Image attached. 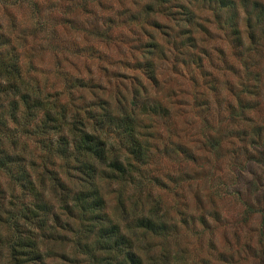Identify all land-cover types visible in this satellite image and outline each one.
<instances>
[{
    "label": "rangeland",
    "instance_id": "374dc122",
    "mask_svg": "<svg viewBox=\"0 0 264 264\" xmlns=\"http://www.w3.org/2000/svg\"><path fill=\"white\" fill-rule=\"evenodd\" d=\"M32 1L0 0V32L18 45L26 79L46 94L62 91V103L69 77L84 79L87 88L72 99L86 106L99 96L115 109L139 101L137 134L149 140L145 172L101 181L106 210L115 212L121 198L131 220L141 206L148 213L158 203L159 215L177 224L172 234L183 239L185 264H264V0H183L184 8L169 11L159 9L162 0H89V11L74 4L80 0ZM1 96V108L10 112ZM240 112L243 121L233 116ZM98 126L111 141L125 135L119 124ZM18 136L17 149L5 146L22 152L35 177L63 171L69 184H80L62 161L46 159L41 136ZM128 145L129 151L118 144L122 154L132 151ZM11 179L0 170L4 218L25 192ZM47 189L59 194L51 182ZM67 212H60L64 228L55 226L70 237ZM0 232L7 234V226L0 224ZM139 233L141 245L165 242ZM45 244L56 255L49 263L85 264L71 240ZM0 252V264H10L7 246L0 244Z\"/></svg>",
    "mask_w": 264,
    "mask_h": 264
},
{
    "label": "trees",
    "instance_id": "16d2710c",
    "mask_svg": "<svg viewBox=\"0 0 264 264\" xmlns=\"http://www.w3.org/2000/svg\"><path fill=\"white\" fill-rule=\"evenodd\" d=\"M181 1L183 0H162L159 9L169 11L176 5L184 8L185 4ZM88 3L89 0H80L74 4L84 6L89 11ZM185 17L186 22L192 23L188 11ZM98 31L96 29L94 33ZM16 45L9 35L0 32V82H6V85H0V98H3L1 93L6 95L11 106L10 112H7L1 108L0 101V170L7 171L15 185L25 188L20 198L21 205L19 203L13 207L16 203L14 201L11 204L13 210L7 218L0 214V224L6 225L8 229L7 234L0 232V244L6 245L9 251L8 263L51 264L47 260L48 256L56 255L50 249H43L42 245H46L45 242L49 240H57L56 245L71 240L73 246L83 253L85 264H185L179 247L183 239L179 234H172L177 224L168 220L167 213L159 215L158 203L148 213L143 211L144 205L141 206V212L134 211L133 218L129 220V209L121 198L115 212L110 213L106 210L107 200L101 194V181L124 177L133 180L135 173L145 172L142 167L148 155L149 140L137 134L139 129L134 112L139 101L133 97L130 108L115 109L108 100L99 96L98 102H93L92 105L89 102L86 106L85 102H75L72 99L74 92L83 91V86L87 88L84 79L69 77L65 90L69 99L62 103V91L57 96L46 94L45 87L33 85L29 78L23 76L20 50ZM89 89L92 90V87ZM243 112L234 114V118L243 121ZM22 117L24 121L21 120ZM97 122L100 126L102 123L119 124L125 132L124 137L117 139V142L109 140L98 132ZM10 124H14V127ZM262 128L263 126L258 125L256 129L261 131ZM31 131L41 136L46 159L62 161L67 175L74 170L79 176L80 184H72L71 181L69 184L63 171L49 170V176L43 173L41 177H35L34 172H30L25 166L26 159L21 156L22 152L19 155L15 151L16 156L8 152L5 144L17 149L20 139L18 134L29 135ZM65 131L69 133H64ZM56 137L58 140L55 141ZM129 143H133L132 151L122 154L118 144L129 151ZM13 162L17 163V169L11 167ZM49 182L58 190L59 194H54L56 198L48 193ZM29 195L32 198H28ZM61 211H68L70 221L67 226L73 236L57 232L56 226L63 219ZM139 232L145 236H161L165 242L159 244L158 248L150 243L147 246L141 245L136 238ZM64 257L69 260L65 254L61 255V258Z\"/></svg>",
    "mask_w": 264,
    "mask_h": 264
}]
</instances>
